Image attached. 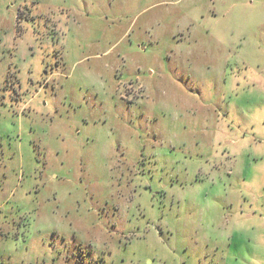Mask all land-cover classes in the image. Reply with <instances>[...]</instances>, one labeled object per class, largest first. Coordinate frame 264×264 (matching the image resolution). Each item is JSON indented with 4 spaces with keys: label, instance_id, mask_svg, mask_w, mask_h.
Listing matches in <instances>:
<instances>
[{
    "label": "rangeland",
    "instance_id": "374dc122",
    "mask_svg": "<svg viewBox=\"0 0 264 264\" xmlns=\"http://www.w3.org/2000/svg\"><path fill=\"white\" fill-rule=\"evenodd\" d=\"M0 264H264V0H0Z\"/></svg>",
    "mask_w": 264,
    "mask_h": 264
}]
</instances>
